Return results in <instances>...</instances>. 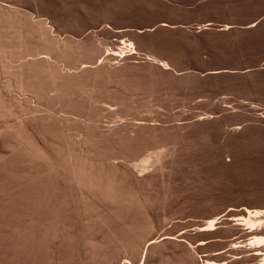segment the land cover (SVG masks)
<instances>
[{
	"label": "bare ground",
	"instance_id": "bare-ground-1",
	"mask_svg": "<svg viewBox=\"0 0 264 264\" xmlns=\"http://www.w3.org/2000/svg\"><path fill=\"white\" fill-rule=\"evenodd\" d=\"M12 8L0 1V60L19 61L15 67L4 62L10 79L0 86V264H264V213L256 205L214 209L199 219H190L187 208L159 213L153 207L158 184L169 194L172 189L178 143L211 141L229 120L225 102L179 124L118 110L113 120L107 114L105 126L98 88L122 77L114 72L120 61L139 60L169 74L167 63L139 56L136 38L152 30L113 32L100 60L94 36L56 39L40 20L11 16ZM261 14L247 30L258 26ZM169 26L159 21L152 28ZM104 27L96 33L108 36ZM257 65L264 69V61ZM222 73L207 69L203 78ZM251 117L264 123V113ZM237 127L225 131L223 150L234 138L250 141ZM171 140L175 148L162 149Z\"/></svg>",
	"mask_w": 264,
	"mask_h": 264
},
{
	"label": "rangeland",
	"instance_id": "rangeland-1",
	"mask_svg": "<svg viewBox=\"0 0 264 264\" xmlns=\"http://www.w3.org/2000/svg\"><path fill=\"white\" fill-rule=\"evenodd\" d=\"M0 1L10 2L11 8H15L9 11L11 16L40 20L56 39L67 37L78 42L86 36H94L103 49L100 60L109 48L107 43L113 32L126 29L132 34L144 27L152 30L150 35L136 38L140 44L139 56H152L167 63L169 74H159L141 65L139 60L120 61L114 72L122 77L113 83L101 82L98 88L105 101L103 125H108L110 116L113 120L114 114L124 109H128L124 111L126 114L149 115L148 118L169 124L182 123L180 119L188 115L209 113L222 101L223 106H228L226 114H230L227 124L211 141L201 136L197 141L183 140L182 146L178 143L179 147L171 140L162 148L176 146L178 162L170 194L162 184H158L152 194L155 211L162 213L170 207L174 211L180 208L190 211V219H199L207 211L256 205V210L264 213V123L251 117L254 113H264V69L257 65L264 61V14L259 17L258 26L247 30V24L264 12V0ZM159 21L170 25L169 31H155L152 26ZM208 22L211 24L208 30H198ZM223 25L230 27L227 34L219 30ZM103 26L111 35L96 33ZM96 59L99 61L98 57ZM5 61L13 67L19 63ZM5 61L0 62V86L4 87L10 79L2 68ZM207 69H220L224 73L217 79L205 81L203 74ZM251 70L253 75L243 76L242 73ZM182 74L187 76L178 78ZM12 91L11 96H15ZM58 108L62 115L63 108ZM10 120L9 123L16 121ZM233 126L241 129L237 135H246L250 141L234 138L231 146L223 150L229 141L225 134Z\"/></svg>",
	"mask_w": 264,
	"mask_h": 264
}]
</instances>
